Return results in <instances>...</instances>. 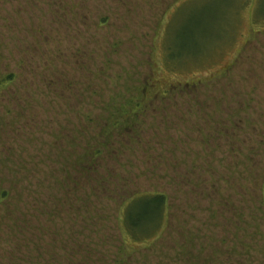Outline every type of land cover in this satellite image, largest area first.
Returning <instances> with one entry per match:
<instances>
[{
	"label": "rangeland",
	"instance_id": "rangeland-1",
	"mask_svg": "<svg viewBox=\"0 0 264 264\" xmlns=\"http://www.w3.org/2000/svg\"><path fill=\"white\" fill-rule=\"evenodd\" d=\"M260 11L263 0H0V77L14 75L0 91V264L62 247L95 264H264ZM167 45L196 56L171 65ZM104 133L90 169L84 144ZM153 192L165 227L124 246L122 204Z\"/></svg>",
	"mask_w": 264,
	"mask_h": 264
},
{
	"label": "trees",
	"instance_id": "trees-1",
	"mask_svg": "<svg viewBox=\"0 0 264 264\" xmlns=\"http://www.w3.org/2000/svg\"><path fill=\"white\" fill-rule=\"evenodd\" d=\"M257 7H258V3H256L253 14L256 13L255 11ZM260 12L264 13V11H260ZM166 53H167L166 60L169 64H171L170 62H177L176 64L181 62V64H184L186 63L185 61H188L192 59L193 56H196L193 55V53L190 55L183 53L177 54L174 52L173 49H171L170 45L169 46L167 45ZM12 80H14L13 74L0 77V91L10 86ZM139 97L141 96L138 95L136 98L127 99L125 100L126 104L117 105L110 111V115L108 116L109 119L107 122L109 123L110 128L116 130V128L118 127H123L121 123L119 124V121L123 122L136 113L135 111L137 109V106H132V105L135 103L134 101L140 99ZM124 125L127 126V124ZM76 134L84 138L86 131L80 130ZM111 134L112 133H104V134H99L97 136L93 135V138L91 137L92 139H89L90 142L84 144L85 146L84 153L81 155L80 159H83L85 160V162H88L87 166H89L90 169H92L94 165H97L99 161L103 160L100 157L101 151L111 146L110 143H107L108 140H110L108 138L111 136ZM120 134H122V132ZM90 169L86 168L83 170L88 171L89 173L91 171ZM100 178L102 179V180L98 179L100 183L105 184L106 176H100ZM73 183L76 186V182L73 181ZM260 186H261L260 194L257 197H258V202L262 205L264 204V178ZM5 196L6 194H4L3 192L0 193V203L4 202L6 198ZM252 203H254V201H252ZM122 205L123 206L120 208L117 217V227L119 228L118 229L119 238L123 243V245L125 246V244L127 243L129 245L132 244L139 245L141 243L142 244L144 243V245L147 244L146 246H148L149 244H151L155 240V238L159 236L158 233L165 227L164 223L166 221V217H167L166 212L168 209L166 195L155 192L143 193L141 195L133 196L130 199V201H127ZM240 210H244V209L240 208ZM212 215L218 216V212L216 214L213 211ZM244 215H245V210L243 213H240L238 217L241 218ZM24 227L25 229L19 227L21 229L19 230L20 231L19 233H21V231L23 230L28 231L29 228L27 227V225H24ZM34 238H36L35 235ZM62 248L60 249V251L63 252L61 257L54 255L53 257H48L47 259L42 257L43 255L41 250H36V249L34 251L36 255L33 258L29 256L28 259L24 256L18 259L14 255L10 254L11 258L7 264H95V262L88 260V258H91L92 255L88 250L85 251V255H83L79 250L73 251L67 249L66 247H64L63 249ZM73 253L75 255V258L76 257L79 258L75 260ZM125 254H126V250L123 249V255ZM77 260H80L82 262H79Z\"/></svg>",
	"mask_w": 264,
	"mask_h": 264
}]
</instances>
